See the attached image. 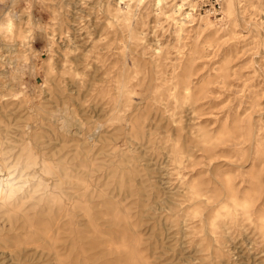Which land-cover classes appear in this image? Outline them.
Wrapping results in <instances>:
<instances>
[{"label":"rangeland","instance_id":"374dc122","mask_svg":"<svg viewBox=\"0 0 264 264\" xmlns=\"http://www.w3.org/2000/svg\"><path fill=\"white\" fill-rule=\"evenodd\" d=\"M155 1L0 0V264H264V6Z\"/></svg>","mask_w":264,"mask_h":264},{"label":"bare ground","instance_id":"6f19581e","mask_svg":"<svg viewBox=\"0 0 264 264\" xmlns=\"http://www.w3.org/2000/svg\"><path fill=\"white\" fill-rule=\"evenodd\" d=\"M117 1H122L123 2V0H117ZM162 1H165V0H157V4H159L160 5V3L162 2ZM170 1V0H169ZM183 1L184 0H181V4H176L175 3V5H174V9H173V11H172V14H174V15H177V14H179V11H183L184 10V4H183ZM189 1H192V0H189ZM201 0H196V2H195V4H194V10H195V14H197L196 13V10H197V7H198V3L200 2ZM218 1V3H219V5H220V10H219V14L221 13V7H222V0H217ZM225 1V4H226V9H225V11L226 12H231V13H238V11H239V8H240V2L242 1V2H244L243 0H223V2ZM258 3H259V5H263L264 6V0H256ZM125 2V1H124ZM175 2V1H174ZM163 4V3H162ZM224 4V3H223ZM156 6V5H155ZM158 6V5H157ZM258 6V5H257ZM157 8V7H156ZM160 8V7H159ZM264 8V7H263ZM121 9V8H120ZM230 13V14H231ZM240 13V12H239ZM229 14V13H228ZM200 15H202V14H197L196 16H200ZM239 15V14H238ZM204 16H206V17H208V18H210L209 16H208V14H204ZM221 16V15H220ZM230 16V15H229ZM233 16V15H232ZM167 17H169V16H167ZM216 19V18H215ZM177 25V24H176ZM11 25H7V26H5V27H2L1 28V30H2V32H4V33H11ZM177 31H178V29H177ZM2 34V33H1ZM13 77H15V76H13ZM56 115V114H55ZM67 117V116H66ZM69 119V118H68ZM72 119V118H71ZM65 121V120H64ZM73 122V121H72ZM65 123V122H64ZM63 125V124H62ZM70 125H72V124H70L69 123V126ZM76 125V124H75ZM63 128V127H62ZM67 129H69V128H67ZM1 143V142H0ZM1 154V153H0ZM2 171V170H1ZM12 174V173H11ZM14 174V173H13ZM16 175H17V173H16ZM11 176V175H10ZM3 179V178H2ZM10 187V186H9ZM15 188V187H14ZM18 200H19V198H18ZM24 200V199H23ZM14 202V201H13ZM2 204V203H1ZM13 204V203H12ZM13 207V206H12ZM34 208L36 207V206H33ZM32 207V208H33ZM17 208V207H16ZM11 210V209H10ZM9 210V214H11V211ZM14 211V210H13ZM3 214V213H2ZM6 214V213H5ZM3 216H4V214H3ZM60 216V215H59ZM22 216H19L18 214H13V215H11V217L9 218V225H10V227H13V228H16V227H18V225H21L20 224V221L22 220V218H21ZM25 218V217H24ZM60 219V218H59ZM61 220V219H60ZM52 222H54L55 223V221H52ZM59 222V221H58ZM22 224H24L23 226H21V227H24V226H26V225H28L27 223H25V221H24V223H22ZM56 224V223H55ZM128 224V223H127ZM112 225H114V224H112ZM12 228V229H13ZM123 228H124V226H123ZM22 229V228H21ZM20 229V230H21ZM127 229V228H126ZM11 230V229H10ZM130 230V229H129ZM128 229H127V231H129ZM39 234V233H38ZM37 238V237H36ZM39 239V238H38ZM41 239L42 240H44V238H42L41 237ZM53 243V242H52ZM71 248V247H70ZM56 251V250H55ZM87 251V250H86ZM82 253V252H81ZM80 253V254H81ZM78 254V253H77ZM56 255V254H55ZM78 256V255H77ZM81 256V255H80ZM89 258H91V257H89ZM94 258V257H93ZM88 261V260H87ZM93 261H94V259H93ZM96 261V260H95ZM88 264V263H87Z\"/></svg>","mask_w":264,"mask_h":264},{"label":"built area","instance_id":"2783aa9c","mask_svg":"<svg viewBox=\"0 0 264 264\" xmlns=\"http://www.w3.org/2000/svg\"><path fill=\"white\" fill-rule=\"evenodd\" d=\"M210 1H212V7L208 8L206 13L210 14L213 17L219 16L220 5L218 1L217 0H210ZM204 6L206 7V5Z\"/></svg>","mask_w":264,"mask_h":264}]
</instances>
